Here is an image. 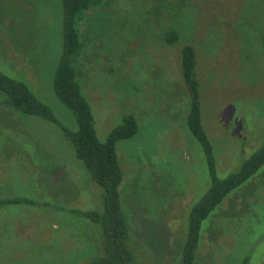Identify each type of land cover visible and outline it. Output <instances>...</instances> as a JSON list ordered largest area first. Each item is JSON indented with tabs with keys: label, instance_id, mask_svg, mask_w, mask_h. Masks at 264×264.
<instances>
[{
	"label": "rangeland",
	"instance_id": "374dc122",
	"mask_svg": "<svg viewBox=\"0 0 264 264\" xmlns=\"http://www.w3.org/2000/svg\"><path fill=\"white\" fill-rule=\"evenodd\" d=\"M60 10V0H0V67L22 72L76 127L49 82ZM78 29L75 66L99 139L125 112L139 121L133 137L117 142L135 264H178L190 209L211 183L186 125L180 50L195 48L203 124L217 175L226 176L264 142V0H100ZM167 29L178 32L175 42L164 40ZM19 114L0 104V197L34 202L0 205V264H84L103 251L100 227L69 209H101L103 190L60 127ZM245 256L264 264V164L202 221L194 264Z\"/></svg>",
	"mask_w": 264,
	"mask_h": 264
},
{
	"label": "trees",
	"instance_id": "16d2710c",
	"mask_svg": "<svg viewBox=\"0 0 264 264\" xmlns=\"http://www.w3.org/2000/svg\"><path fill=\"white\" fill-rule=\"evenodd\" d=\"M99 1L60 0V44L49 82L52 94H55L72 112L76 127H69L63 123L52 106L39 96L41 93L36 92V87L28 78L13 67L9 69L2 66L13 72L15 76L0 67V104L5 105L15 114L38 115L60 127L72 141L77 156L84 161L93 181L102 188L101 209L80 207L69 209L71 212L88 217L100 227L103 251L89 258L84 264H135L136 253L130 245L131 222L121 200L120 186L124 171L117 152V142L120 139L133 137L139 130V121L135 113L125 112L121 123L109 132L107 139L100 140L96 132L91 104L83 93L75 66L83 45L78 21L87 9ZM178 37L179 34L175 29L165 31L166 42H175ZM262 46L264 47V35ZM2 61L4 60L0 57V64L6 63ZM180 73L188 94L186 125L190 134L202 146L211 175V183L206 192L190 209L188 228L178 263L194 264L201 241L202 221L217 209L232 191L255 175L264 164V142L242 162L239 168L226 176L219 177L213 143L203 124L199 82L196 76V52L192 44L187 43L181 47ZM48 96L49 94H44V97L48 98ZM19 202L33 203L34 200L18 195L0 197V205ZM248 262L249 256H245L241 264Z\"/></svg>",
	"mask_w": 264,
	"mask_h": 264
}]
</instances>
